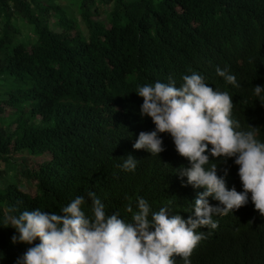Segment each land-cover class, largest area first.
Returning <instances> with one entry per match:
<instances>
[{"label": "trees", "instance_id": "1", "mask_svg": "<svg viewBox=\"0 0 264 264\" xmlns=\"http://www.w3.org/2000/svg\"><path fill=\"white\" fill-rule=\"evenodd\" d=\"M193 72L227 91L233 118L243 130L259 127L264 142V105L253 95L264 86V0H0V264H16L30 247L12 243L18 233L7 217L37 208L62 214L77 195L90 214V191L128 222L126 207L135 211L138 198L152 212L192 215L205 189L176 174L190 164L171 135L159 134V156L133 144L155 129L140 115L137 88L169 77L179 87ZM129 154L134 171L119 166ZM206 154L226 187L243 191L234 158ZM213 219L217 229H198L206 238L191 264H264V216L250 193L245 206Z\"/></svg>", "mask_w": 264, "mask_h": 264}, {"label": "clouds", "instance_id": "2", "mask_svg": "<svg viewBox=\"0 0 264 264\" xmlns=\"http://www.w3.org/2000/svg\"><path fill=\"white\" fill-rule=\"evenodd\" d=\"M216 74L240 87L227 68L217 66ZM182 80L179 87L169 77L168 83L137 88L135 93L143 98L140 115L150 117L155 129L141 131L133 149L159 156L165 150L159 134L171 135L177 153L190 164L176 169V174L182 180L187 177L184 186L205 189L195 200L194 213L185 219L180 214L170 216L167 207L152 212L148 201L138 198L135 211L131 203L126 207L131 213L128 222L119 212L107 214L105 204L90 191V214L82 207L85 197L77 195L60 209L62 214L37 208L7 217V227L18 233L12 236V243L30 245L16 264H176V257L191 264L193 251L206 238L198 229L218 228L213 216L245 206L249 193L255 209L264 216V142L258 139L259 127L248 125L243 130L233 118L232 96L206 84L200 74L193 72ZM253 89L264 105V86ZM206 153L225 161L234 158L243 191L226 187L224 178L217 174V163L210 162ZM119 166L134 171L137 159L129 154ZM208 197L219 204L213 206ZM37 239L40 242L34 244Z\"/></svg>", "mask_w": 264, "mask_h": 264}, {"label": "rangeland", "instance_id": "3", "mask_svg": "<svg viewBox=\"0 0 264 264\" xmlns=\"http://www.w3.org/2000/svg\"><path fill=\"white\" fill-rule=\"evenodd\" d=\"M22 182V188L23 190H25L26 192H30V193H33L34 189L31 188L30 186L26 185L24 181H21Z\"/></svg>", "mask_w": 264, "mask_h": 264}]
</instances>
